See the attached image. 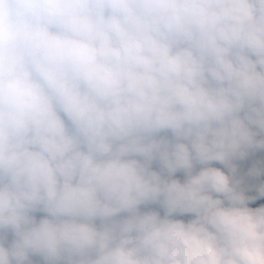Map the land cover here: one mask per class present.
Instances as JSON below:
<instances>
[{"label":"clouds","instance_id":"9594fccd","mask_svg":"<svg viewBox=\"0 0 264 264\" xmlns=\"http://www.w3.org/2000/svg\"><path fill=\"white\" fill-rule=\"evenodd\" d=\"M0 264H264V0H0Z\"/></svg>","mask_w":264,"mask_h":264}]
</instances>
